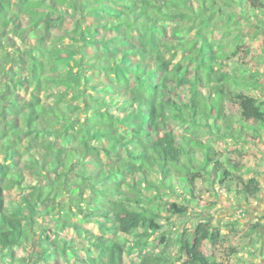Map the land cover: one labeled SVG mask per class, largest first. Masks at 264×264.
Returning <instances> with one entry per match:
<instances>
[{"label": "trees", "instance_id": "1", "mask_svg": "<svg viewBox=\"0 0 264 264\" xmlns=\"http://www.w3.org/2000/svg\"><path fill=\"white\" fill-rule=\"evenodd\" d=\"M263 20L264 0H0V264H122L131 249L136 264H222L201 251L224 241L207 219L175 236L174 259L145 238L199 206L198 184L260 196L257 170L216 144L260 151L243 35Z\"/></svg>", "mask_w": 264, "mask_h": 264}, {"label": "rangeland", "instance_id": "2", "mask_svg": "<svg viewBox=\"0 0 264 264\" xmlns=\"http://www.w3.org/2000/svg\"><path fill=\"white\" fill-rule=\"evenodd\" d=\"M257 23V30L248 28L243 35L244 46L253 55L252 66L257 69L261 77L257 93L251 91L247 93L252 98L264 99V20ZM67 26L68 22H64L57 29V32H63ZM260 131L263 135V140L257 144L260 146V151L258 148L248 146L249 143L236 144L219 141L216 144L228 152L231 157L239 158L247 167L257 170L261 175L260 182L263 186L260 196L249 205H246L237 201L234 195L220 191L218 187L212 189L208 185L198 184L201 188L198 197L199 206H190L189 213L172 218V224L168 223L167 219H162L165 223L164 230L166 233H155L146 237L147 252H159L164 249L166 254L174 259L178 254L177 243L174 240L175 236L183 229H193L195 224L204 218L220 229L224 241L215 246L204 242L201 246L203 253L214 256L222 264H264V230L259 228L249 236L245 234L251 223L263 222L264 217V128H260ZM205 137L209 139V135ZM239 145L245 146L242 148ZM252 174L253 172L245 176ZM208 203L214 204L212 208H206L203 211V207ZM227 221H235L233 228L225 225ZM32 248V246H27L28 251H31ZM19 252L22 254L24 250L20 249ZM137 261L139 260L136 251L131 249L130 254L125 255L122 264H136ZM167 264L179 263L168 261Z\"/></svg>", "mask_w": 264, "mask_h": 264}]
</instances>
